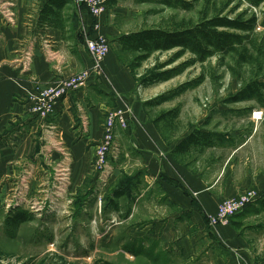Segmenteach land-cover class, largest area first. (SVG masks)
Wrapping results in <instances>:
<instances>
[{
  "label": "crops",
  "instance_id": "0c3cea01",
  "mask_svg": "<svg viewBox=\"0 0 264 264\" xmlns=\"http://www.w3.org/2000/svg\"><path fill=\"white\" fill-rule=\"evenodd\" d=\"M134 1L110 0L107 12L99 20V31L112 47L102 63L101 73L92 72L79 92L57 105V119L45 122L31 114L29 100L36 95L38 86L53 84L58 78H70L93 67L85 49V37L94 34L95 20L73 0H0V120L7 126L10 121L20 122L0 144L3 179L0 197L25 168L47 163L55 167L60 155L46 154L43 150L47 141H60L72 156L68 198L60 203L68 206L69 215L76 220L80 217L85 220L96 213L102 203L99 205V199L92 193L95 146L103 137L107 114L129 108L133 118L129 130H118L124 154L115 166L113 188L105 199L102 220L106 216V221L118 218L119 229L125 226L128 236L146 241L158 239L163 251L175 254L187 264H264V258L259 256L264 246H253L240 234L244 228L238 221L249 214L238 215L234 227L213 228L208 223V217L217 213L223 201L251 189H257L261 199L245 211L264 212V182L254 181L257 178L252 173L242 176V170L236 171L235 176L222 177L221 167L209 179L205 178L204 169H189L187 163L173 157L190 154L191 151L184 154L175 150L192 133L172 145L145 111L146 101L140 98L138 82L121 58L122 52L128 50L119 42L124 35L150 28L142 25L143 14L138 11L139 6L135 9ZM3 10L15 13L13 25H7ZM134 24L136 27L131 28ZM28 45L34 49L30 72L17 65ZM50 125L57 128L55 138L50 137ZM248 144L246 140L233 148V156L240 153L242 156ZM48 148L52 149L49 145ZM132 160L134 168L130 171ZM211 169L215 166L211 165L208 170ZM125 172L130 179L124 181ZM50 182L49 178L48 186ZM125 198L124 206L127 205L122 209ZM109 228L102 224V238L115 237L117 231L109 232ZM250 229L256 234L264 230Z\"/></svg>",
  "mask_w": 264,
  "mask_h": 264
},
{
  "label": "rangeland",
  "instance_id": "374dc122",
  "mask_svg": "<svg viewBox=\"0 0 264 264\" xmlns=\"http://www.w3.org/2000/svg\"><path fill=\"white\" fill-rule=\"evenodd\" d=\"M134 5H137L136 10L140 7L138 11L144 18L142 25L150 26L149 29L172 30L182 23L193 27L204 18H229L252 25V20H256L253 30H228L241 35L243 44L237 46L236 52L227 55L216 52L204 61H199L196 55L187 52L175 59L180 49H174L153 52L142 61L137 60L140 53L123 51L121 58L130 67L138 82L140 98L146 101V113L168 139V143L174 145L188 132L194 131L210 132L225 138L224 141L214 139L217 146L215 149L192 148L190 154L177 155L173 157L175 160L187 163V167L193 171L204 169L205 178L209 179L215 175L217 169L223 167L222 177L227 174L235 176L236 171L242 170V176L252 173L257 178L254 181L264 182V0H135ZM135 27L136 24L131 26ZM113 49L117 50L114 46ZM32 68L33 66L30 70ZM181 68L182 71L170 80H154L164 72L179 71ZM70 78H58L57 81ZM250 86L258 90L257 96H249ZM181 88L184 91L176 94L174 98L163 103L158 102L160 96L169 93L172 95ZM173 110H176L175 114L163 120L158 119L161 114ZM256 113L262 115L257 117ZM19 123L14 120L7 126V123L0 120V144L4 143V136ZM246 140L249 144L243 149L242 156L241 153L233 156V148ZM59 143L67 150L71 161L70 151L62 142ZM123 154L124 152L119 161ZM134 162L132 160L129 164L130 171H133ZM211 165L215 169L209 171ZM43 166L44 164L38 165L39 170ZM23 173L24 171L18 173L11 181L10 188L0 197V264H187L175 254L163 251L158 239L146 241L128 236L125 226H120L119 229L118 223L121 222L118 218L109 217V221H106V216L102 220L100 215L104 214L105 199L107 200L113 188L111 182L109 187L102 189L101 207H98L96 213L92 211L94 213L85 220L82 217L73 219L69 215L68 206L64 207L61 203L59 213L42 217L29 207L8 212L6 200L12 199L18 190ZM114 174L113 172V176ZM31 175L30 189L37 196L44 190L46 179L37 170L32 171ZM128 176L125 172L122 179L129 180ZM71 181L72 176L66 190L67 196L64 198L66 201ZM94 197L97 198V195ZM43 199L45 196H40L38 200ZM126 199L121 202L122 209L127 205L124 206ZM230 200L232 199L222 203ZM106 213L109 211L106 210ZM244 213L249 215L238 221L244 228L240 233L243 239L253 246H264V230L257 231L256 234L250 229L264 228V212L256 210L244 211L242 214ZM19 215L30 219L19 223L16 221ZM236 217L230 219L226 225L219 223L212 226L213 219L209 216L208 223L213 228L234 227ZM102 224H107L110 227L108 231H117L118 235H104L102 238ZM259 256L264 258V252Z\"/></svg>",
  "mask_w": 264,
  "mask_h": 264
},
{
  "label": "built area",
  "instance_id": "2783aa9c",
  "mask_svg": "<svg viewBox=\"0 0 264 264\" xmlns=\"http://www.w3.org/2000/svg\"><path fill=\"white\" fill-rule=\"evenodd\" d=\"M79 7L86 9L91 17L95 20L93 24L94 34L86 36L85 34V49L89 53L93 67L89 70L76 74L69 80H59L53 85L37 87L36 95L30 98V112L39 120L48 121L57 119V105L65 98L79 92L80 88L89 79L92 72L101 73L102 63L111 53L112 47L108 38L101 34L99 20L108 10L110 0H73ZM4 19L7 25H13L15 13L11 10H3ZM34 63V49L28 45L21 53L17 60V65L29 71ZM257 117L261 113L255 114ZM133 112L129 108L117 110L108 113L104 120V134L101 141L96 144L95 157L92 168L94 175V196L97 195L100 203L102 189L106 188L111 183L115 166L122 155V146L118 141V130H129ZM50 137H57V128L50 125ZM48 145L52 148L49 149ZM43 150L46 154L57 152L60 155V161L54 167L47 163L39 170L38 166L31 165L24 170L23 176L20 180V186L14 193L12 199L6 200L7 211L12 212L17 209L32 208V210L42 217L59 210V203L67 196L68 185L72 176L70 167V159L67 150L62 147L59 141L50 143L47 141ZM51 162V161H50ZM37 170L40 174L43 173L47 177L45 189L41 190L37 196H34L30 189L31 172ZM51 172V174H50ZM49 173V175H48ZM36 176V175H35ZM52 180L48 186L49 178ZM37 180V177H35ZM43 179V180H44ZM109 187V186H108ZM40 196H45L43 201L38 200ZM261 199V195L257 190H250L247 193L234 198L230 201L221 203L218 207L217 213L212 216L211 225L214 224H228L229 220L242 214L250 206L254 205ZM5 202V203H6Z\"/></svg>",
  "mask_w": 264,
  "mask_h": 264
},
{
  "label": "trees",
  "instance_id": "16d2710c",
  "mask_svg": "<svg viewBox=\"0 0 264 264\" xmlns=\"http://www.w3.org/2000/svg\"><path fill=\"white\" fill-rule=\"evenodd\" d=\"M187 9V7H186ZM46 14V18H49ZM256 20H252V24H245L240 20H233L229 18H204L199 24L190 27L185 23L180 26H175L172 30L160 29H146L141 30L130 35H124L119 39L120 44L124 49L135 53H140L141 56L137 60H145L156 51H170L180 49L176 58H180L187 52L196 55L199 61H204L216 52L227 55L231 52L237 51V46L243 44L242 36L235 33H230L228 30H253ZM175 59L173 61H175ZM186 66V65H185ZM182 71L164 72L162 75L156 77V81H167L172 79L176 74ZM181 88L178 92L169 93L168 95L160 96L158 102L163 103L183 92ZM249 96L252 98L257 96L258 90L255 87L248 89ZM176 113V110L161 114L158 118L163 120L170 115ZM224 141L225 138L218 134L210 132L195 131L185 140H183L176 148L175 153H188L192 148L196 147H214L215 140ZM30 218L21 216L17 217L16 221L23 223Z\"/></svg>",
  "mask_w": 264,
  "mask_h": 264
}]
</instances>
